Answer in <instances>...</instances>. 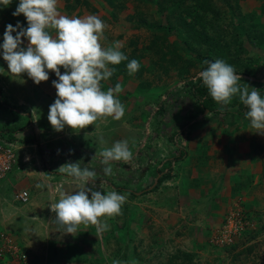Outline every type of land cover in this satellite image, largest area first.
<instances>
[{
    "label": "rangeland",
    "instance_id": "374dc122",
    "mask_svg": "<svg viewBox=\"0 0 264 264\" xmlns=\"http://www.w3.org/2000/svg\"><path fill=\"white\" fill-rule=\"evenodd\" d=\"M18 4L19 0H10L7 6L0 5V87L15 108L0 105V129L10 127L13 132L4 133L8 140L25 143L27 139L13 133L40 114L30 106L38 98L35 87L44 97L39 100L48 102L50 95L57 97L52 81L58 78L49 72V80L37 85L26 73L20 77L10 73L2 55L6 26L15 27L19 22L27 27L23 14H12ZM58 7L68 16L98 15L108 25L106 39L101 41L104 47L121 42L120 50L129 59L110 65L116 71L102 87L122 85L118 98L125 115L120 120L97 121L100 137L90 141L92 149L83 146L80 137L88 128H71L78 136L75 140L38 145L44 153L58 149L56 154L42 156L38 146L22 149V167L16 170L14 166L7 174L11 185L3 186L0 196V264H112L114 260L121 264H264V180L258 177V162H247L245 170L239 171L243 175L232 180L215 170L214 177L206 176V180L218 178L219 183L186 184L187 170L177 169L175 164L186 154L171 161L184 150L181 132L169 140L172 130L164 128L154 112L155 100L163 98L167 89L181 87L198 76L205 57L223 59L237 74H260L264 67V0H59ZM23 40L21 46L26 48L28 41ZM131 59L140 61L133 75L127 70ZM121 69L124 72H118ZM138 89L150 91L149 107L142 106ZM197 115L202 120L205 114ZM131 125L133 129H129ZM188 127L193 125L183 130ZM48 128L42 126L46 138ZM109 138L115 141L108 142ZM123 140L135 148L132 159L111 162L113 174L105 175L106 166L96 153ZM69 162L97 173L95 184L85 187L126 196L121 214L104 218L110 225L108 231L98 234L94 226L81 225L76 233L66 234L56 223L50 206L58 202L59 191L75 193L81 186L58 171ZM157 169L171 176L154 190L138 192L152 182L154 185ZM18 189L28 191L27 205L13 200ZM230 210L238 213L233 217L237 231L224 241L216 235Z\"/></svg>",
    "mask_w": 264,
    "mask_h": 264
},
{
    "label": "clouds",
    "instance_id": "9594fccd",
    "mask_svg": "<svg viewBox=\"0 0 264 264\" xmlns=\"http://www.w3.org/2000/svg\"><path fill=\"white\" fill-rule=\"evenodd\" d=\"M10 0H0L7 6ZM59 0H19L13 16L23 14L27 27L17 22L6 26L3 37V59L14 76L27 74L37 85L49 80L54 72L57 80L52 81L57 99L50 105L48 120L57 132L65 126L73 130L85 129L97 121L111 117L120 120L125 115V106L118 98L122 85L115 84L104 90L103 81H108L116 71L115 67L128 57L120 50V41L108 47L101 43L108 25L95 14L68 16L59 11ZM16 33L14 36L13 33ZM23 38L28 41L22 47ZM205 70L198 73L212 99L223 105L239 99L246 108V119L257 133L264 134V96L260 90L241 85V76L233 66L223 59L205 61ZM61 68L64 69L63 74ZM140 68V61L131 59L127 63L129 75ZM105 165V175H112L111 162L132 159L133 153L127 140L116 141L111 147L96 153ZM58 171L74 178L81 186L75 193L59 191L58 202L51 204L56 223L66 234L76 233L81 225L94 226L96 232L108 231L110 225L104 218L121 214L126 196L116 191L102 192L94 185L97 173L82 168L76 162H69ZM112 264H121L114 260Z\"/></svg>",
    "mask_w": 264,
    "mask_h": 264
},
{
    "label": "crops",
    "instance_id": "0c3cea01",
    "mask_svg": "<svg viewBox=\"0 0 264 264\" xmlns=\"http://www.w3.org/2000/svg\"><path fill=\"white\" fill-rule=\"evenodd\" d=\"M237 75H240L242 78L241 81L239 82L242 86L248 84L250 87H255L258 90L264 89V84L262 85V83L264 82V67L260 71L259 75L257 71L255 72L250 71L249 73H242V74L239 73ZM22 84H24V82ZM35 88L38 89L36 90V92L34 91V94L38 96V98L36 97V101H40V102L37 103L35 101L36 104L34 102L30 106L39 109L40 114L37 115L36 119L35 118L31 119L33 123L30 122L24 127H20L18 132L13 133L14 136L17 138L27 139L26 141L36 138L38 139V142L41 146L42 145L46 146L47 144L53 145V143L57 141L64 142L66 139L75 140L74 137L77 139L78 136L72 134L70 130L71 128L68 126H65L64 130L60 132H57L53 129V127L51 126L48 120V114L50 110V105L55 102V99H57V97L54 95H50V100L48 102H45V100H39L40 99L39 97L41 98L43 97L41 95L42 91L40 90L39 87H35ZM138 91L142 95V101H141V103L143 104L142 106L144 108L149 107V101H151L150 91L145 89L144 90L138 89ZM160 98L161 97H158L155 100L154 106L159 100L162 99ZM238 103H239V99L237 97L234 98L230 104L225 106H227L229 109H232V108H236L238 106ZM42 106L44 107V109L42 108ZM139 107L141 106H138L137 108L139 109ZM126 110H128V108H126ZM205 113H207V111H205L204 114ZM139 114H142V112H139ZM198 119H199L198 115H196L193 119H191L190 123L193 122L192 124L193 127L192 128L188 127L186 130L180 131L181 134L179 136L183 140L184 151H186V156L182 161L175 162V164L177 166V169H179V167L182 166L184 167V170H187L185 172H187L186 175L187 178L189 179L187 180L186 184H194V183L202 184L208 182L219 183L221 181L218 178L215 181L206 180L207 177H211V178L214 177L213 174L215 170L216 171L221 170V173L222 172L224 173V175L221 176L228 179L239 177L240 175H243L240 174L239 171L245 170V165L247 164V162L250 163L249 161L251 160L258 162L259 169H257L258 170L257 174H259L258 177L263 178L264 180V134L257 133V130L251 127L250 121L248 119H246V121L241 125L234 127L230 132L225 131V125L221 121L204 122ZM42 126L46 128L48 127L50 128L47 129V133L49 137L46 138V135L44 134L45 131L42 129ZM99 127H100L99 124L90 125L87 127L88 130L80 136L82 137V139H84L83 146H86L87 148L90 149L93 148L94 143H90V141L94 142L97 139H99L100 137ZM129 129H133L132 125ZM112 140L115 141L114 138H109L108 142ZM12 143H13V148L16 152L15 167L16 170H19L22 167L19 160L20 152H22V149L25 148L30 149V147L37 148V144L32 142L20 143L17 141ZM91 144L92 146H90ZM130 150L131 152H134L135 148H132V146H130ZM55 164L58 167L61 165L59 163L58 164L55 163ZM206 171H208V175L205 174ZM258 177L256 181L259 182ZM195 178L196 181L194 180ZM8 183L9 180L7 178H5L2 181L0 187V196L4 189L3 186H6ZM9 185L11 184L9 183ZM183 199L185 201L187 198L186 199L183 198ZM29 202L30 201L28 200L27 204Z\"/></svg>",
    "mask_w": 264,
    "mask_h": 264
},
{
    "label": "trees",
    "instance_id": "16d2710c",
    "mask_svg": "<svg viewBox=\"0 0 264 264\" xmlns=\"http://www.w3.org/2000/svg\"><path fill=\"white\" fill-rule=\"evenodd\" d=\"M213 57H205L200 61L199 72L205 70L207 65L204 63L206 60L210 62H214ZM118 72H124L123 69ZM126 72V71H125ZM196 78L187 79L184 81L181 87H173L167 89L164 92V97L156 103V110L154 111L159 118V122L164 126V128L172 130V132L168 135L169 140L174 139V135L183 130V127L187 125H192L190 120L193 119L197 113H205L204 117L201 121L209 122V121H221L225 125V131L230 132L234 127L241 125L246 121L245 113L247 112V108L242 104L238 103L236 108L229 109L227 106L223 104L216 103L212 97L209 95L207 88L203 85L202 80L199 76H195ZM264 82L262 83V85ZM103 86V85H102ZM261 95L264 96V89L260 90ZM0 105L4 106L7 109H15L14 106L10 105L7 97L3 94L2 89L0 87ZM210 114V115H209ZM16 129L15 131H18ZM13 132L10 127H4L0 129V134L2 133H11ZM23 142H32L39 145V142L36 139H31L29 141ZM39 147V153L44 156L45 154H56L57 150H49L44 153L41 146ZM186 151L180 149L179 154L173 157L171 161H179L184 158ZM79 161V160H77ZM124 165V164H123ZM97 166V165H94ZM85 165H83V168ZM96 169V168H95ZM98 170V169H97ZM102 171V170H99ZM155 181L154 185L150 183L148 187H142L138 192L145 193L149 188L154 190L157 188L159 183L167 177H170L171 174L169 172H163L162 170L155 171ZM141 175V173H139ZM67 176V175H66ZM127 179V178H125ZM116 190H124L129 191L131 193H135L131 189H128L123 186H115L111 185ZM133 195V194H132ZM245 218V216H242ZM224 220V219H223ZM220 223H223L224 221Z\"/></svg>",
    "mask_w": 264,
    "mask_h": 264
},
{
    "label": "built area",
    "instance_id": "2783aa9c",
    "mask_svg": "<svg viewBox=\"0 0 264 264\" xmlns=\"http://www.w3.org/2000/svg\"><path fill=\"white\" fill-rule=\"evenodd\" d=\"M194 77L193 79H195ZM16 164V152L13 148V143L8 140L6 134H0V187L2 181L6 178L7 174L13 169ZM13 198L19 203H27L29 200V193L25 189H18L14 191ZM237 211H229L223 224L218 228L216 237L227 241L231 238V234L236 232V223L233 217L237 218ZM242 218V217H241Z\"/></svg>",
    "mask_w": 264,
    "mask_h": 264
}]
</instances>
